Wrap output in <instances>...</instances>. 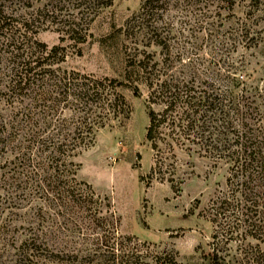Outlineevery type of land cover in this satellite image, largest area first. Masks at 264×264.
Listing matches in <instances>:
<instances>
[{
  "label": "rangeland",
  "instance_id": "rangeland-1",
  "mask_svg": "<svg viewBox=\"0 0 264 264\" xmlns=\"http://www.w3.org/2000/svg\"><path fill=\"white\" fill-rule=\"evenodd\" d=\"M80 1L0 0V115L20 101L18 94L33 93L15 88L18 63L10 59L21 45L14 25L26 22L25 40L36 51L38 44L58 48L47 67L122 81L116 91L131 113L123 124L114 119L98 129L93 144L72 158L74 194L50 191L47 183L40 193L13 188L10 176L22 157L0 143V264H170V257L180 264H254L264 242L212 238L209 208L227 190L225 161L197 153L193 144L188 150L191 143H159L153 171L149 90L139 62H157L156 71L193 83L195 93L264 95V0H166L150 10L143 0H113L90 21L96 9L79 13ZM74 21L82 43L67 32ZM52 119L50 133L62 116Z\"/></svg>",
  "mask_w": 264,
  "mask_h": 264
},
{
  "label": "trees",
  "instance_id": "trees-1",
  "mask_svg": "<svg viewBox=\"0 0 264 264\" xmlns=\"http://www.w3.org/2000/svg\"><path fill=\"white\" fill-rule=\"evenodd\" d=\"M112 1L81 0L79 13L94 7L96 12L92 13L89 21L93 20ZM48 2L58 3L57 0ZM165 2L143 0L142 8L150 10L153 4L161 8ZM26 23L21 27L14 25V33L19 32L15 40L21 45L12 48L10 59L14 58L18 63L13 75L15 88L33 93L18 94L20 101L14 99L12 104L15 106H11L9 113L0 115V143L4 147L9 146L7 149L17 154L16 159L22 157L17 169H13L15 176H10L15 183L9 185L40 193L46 189L47 183L50 191L61 192L65 188L74 194L79 189L76 181L78 165L72 158L81 149L91 146L97 130L110 120L125 123L131 107L116 91L122 86V81L107 77L95 79L73 71L61 70L59 74L55 70L60 71V68L47 67L51 63H46V60L56 56L58 48L55 46L47 50L44 44H38L39 50L36 51L25 40L28 32ZM69 23L74 28L69 27L67 32L78 33L74 39L78 43L84 42V33L77 32L79 23ZM156 43L164 44L161 41ZM149 63L139 62V71L144 74L143 83L149 90L146 139L156 152L153 171L158 168L159 143L168 147L191 143L187 145L188 150L195 146L197 153L216 161H225L228 164L227 190L209 208L210 221L217 228L212 238L217 240L221 236V242L223 239L229 242L235 236H249L264 242V95L212 93L213 89L207 93L206 88L195 93L193 83L162 74L160 69H155L157 62ZM42 84L47 87H42ZM31 104L40 109L31 113L28 110ZM156 104L162 107L160 111L153 109ZM54 114L61 115L62 119L60 124H54L50 133L49 124ZM49 115L51 117L46 119ZM38 117L48 125L39 124ZM22 174L20 183H16ZM67 198L69 201L70 197ZM214 255L216 258L217 253ZM169 260L170 264H180L173 257ZM253 263L264 264V251Z\"/></svg>",
  "mask_w": 264,
  "mask_h": 264
}]
</instances>
